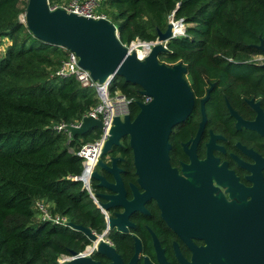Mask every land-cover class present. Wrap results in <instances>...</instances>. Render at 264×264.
<instances>
[{"label": "trees", "instance_id": "1", "mask_svg": "<svg viewBox=\"0 0 264 264\" xmlns=\"http://www.w3.org/2000/svg\"><path fill=\"white\" fill-rule=\"evenodd\" d=\"M24 6L25 0H0V264H58L60 255L89 243L70 224L96 233L104 228L102 214L71 178L81 169L78 147L98 130L70 135L55 128L78 121L96 97L73 77L54 75L66 49L30 34L18 19ZM99 11L114 24L121 44L153 41L170 14L180 19L183 34L168 40L157 61L184 65L195 96L206 77L223 81L249 71L253 55L262 54L259 42L264 46V0H101ZM5 39L11 41L2 47ZM108 91L125 96L129 115H135L143 99L137 86L113 76ZM122 155L129 180V150ZM36 200L67 222L39 219Z\"/></svg>", "mask_w": 264, "mask_h": 264}, {"label": "water", "instance_id": "2", "mask_svg": "<svg viewBox=\"0 0 264 264\" xmlns=\"http://www.w3.org/2000/svg\"><path fill=\"white\" fill-rule=\"evenodd\" d=\"M18 19L40 42L73 52L78 67L86 70L92 80L107 83L113 76H119L124 82L137 86L142 96L148 97L147 102L136 103L137 112L132 118L128 114L121 119L113 118L100 154H108L119 140L127 138L136 176V185H127L130 199L126 198L119 177L121 170L116 166L119 158L111 157L109 164L98 159L89 180L94 182L95 188L107 192L93 195L102 200L99 206L103 210L115 206L122 210L106 219V228L98 235L81 225L70 224L92 245L89 250L78 253L69 250V258L63 264H102L93 260V255L104 257L107 260L104 264H120L114 249L104 242L107 230L116 227L124 231V225L132 226L127 221L128 215L134 210L145 213L143 203L149 198L156 200L162 208L161 216L175 232L180 233V218L171 217L170 211L163 209L178 208L182 204L180 191L184 188V182L169 168L167 140L171 128L189 115L193 97L183 77L181 63L167 66L157 61V55L165 51L168 40L173 37L169 22L173 15L168 16L163 31L156 30L155 43L142 59H138L134 52H127L117 38L114 24L104 18H85L58 8L49 10L47 0H26ZM138 42L141 47L146 45ZM258 48L264 51L261 41ZM100 127L99 120L82 117L78 126L67 127V130L70 135H75ZM97 170L107 173L111 180H106ZM240 206L215 210L210 223V242L204 249L207 258L211 252L214 254L212 264H264V188L261 194L252 195L248 203ZM175 213L179 216L178 212ZM134 261L133 256L128 264H134Z\"/></svg>", "mask_w": 264, "mask_h": 264}, {"label": "flooded vegetation", "instance_id": "3", "mask_svg": "<svg viewBox=\"0 0 264 264\" xmlns=\"http://www.w3.org/2000/svg\"><path fill=\"white\" fill-rule=\"evenodd\" d=\"M259 50L262 54L253 55L249 71L233 78L229 74L223 81L206 77L201 95L195 96L191 92L192 109L184 120L171 128L167 140L169 168L184 182V188L179 197L182 204L178 208L163 209L169 210L171 217L180 218L178 222L181 231L177 233L168 225L161 216L162 208H159L156 200L147 199L143 203L145 213L134 210L128 215L127 221L132 226L124 225V231L116 227L107 230L104 242L114 249L120 264H128L133 256L134 264H212L214 254L211 252L207 258L204 249L210 242V223L216 208H240V205L251 200L252 195L263 192L264 51ZM182 66L184 77L186 67ZM127 149L131 164L129 180L124 179L123 173V166L128 163L122 152ZM113 156L119 158L116 166L121 170L119 177L126 198L130 199L127 185H136V176L126 137L119 140L117 146H112L108 154L100 156V159L109 164ZM97 171L106 180H111L104 171ZM93 184L90 181L92 194L107 192L95 188ZM138 192L142 193L139 188ZM93 197L95 208L103 216L104 228L99 233L89 230L98 235L105 230L106 219L122 209L115 206L103 210L99 206L102 200ZM216 201L223 204H217ZM110 236L114 237L115 245ZM91 245L89 241L82 251L89 250ZM65 256L69 257L60 255V258L63 257L62 262L57 263L63 264L67 260ZM91 258L102 264L107 263L99 255Z\"/></svg>", "mask_w": 264, "mask_h": 264}, {"label": "built area", "instance_id": "4", "mask_svg": "<svg viewBox=\"0 0 264 264\" xmlns=\"http://www.w3.org/2000/svg\"><path fill=\"white\" fill-rule=\"evenodd\" d=\"M100 4L101 0H67L52 6H48L47 4V6L49 10L58 8L66 13H73L77 16L85 18L107 19L104 14L99 11ZM169 22L171 24V35L173 37L181 36L184 32V23L180 19L174 18L169 20ZM155 40L148 42L141 41L146 43L145 50H143V48L139 45L140 43L138 40L122 45L127 49V52H134L138 59H142L147 54L150 46L155 43ZM54 75L57 77H73L81 87L89 89L99 100L97 102L96 99L95 105L89 108L78 121L70 124L60 123L55 126L56 130H63L70 134L67 130V127L78 126L82 117H91L93 119L99 120L101 127L98 129V135L92 140L82 143L78 147L76 154L80 157L81 169L78 175L71 176L72 179L80 181L81 187L86 191L91 201L95 202L90 188L89 175L93 170L97 160L100 159L101 149L108 136V130L112 125L113 118L118 117L121 119L124 115L129 114V100H127L125 96L121 95L118 91L109 93V82L98 83L96 80H92L86 70L78 67L77 57L71 51L66 50L65 57L60 60L57 68L54 71ZM147 101L148 97L143 96V99L140 102ZM33 206L39 219L48 220L54 223L67 222V219L63 216L51 215L47 207L39 200L34 201ZM102 213L104 214V212ZM62 258L58 257L57 262H62ZM68 258V256L64 257V259Z\"/></svg>", "mask_w": 264, "mask_h": 264}, {"label": "rangeland", "instance_id": "5", "mask_svg": "<svg viewBox=\"0 0 264 264\" xmlns=\"http://www.w3.org/2000/svg\"><path fill=\"white\" fill-rule=\"evenodd\" d=\"M25 3H26V0H25ZM25 7V6H24ZM10 41L11 40H9V39H5L4 41H3V44H2V47L4 46V45H7V44H9L10 43ZM2 50V48L0 49V51ZM95 96V95H94ZM96 97V96H95ZM96 99H97V97H96ZM99 100L97 99V102H98ZM38 217V216H37Z\"/></svg>", "mask_w": 264, "mask_h": 264}, {"label": "bare ground", "instance_id": "6", "mask_svg": "<svg viewBox=\"0 0 264 264\" xmlns=\"http://www.w3.org/2000/svg\"><path fill=\"white\" fill-rule=\"evenodd\" d=\"M142 48H143V50H145L146 49V45L142 46Z\"/></svg>", "mask_w": 264, "mask_h": 264}]
</instances>
